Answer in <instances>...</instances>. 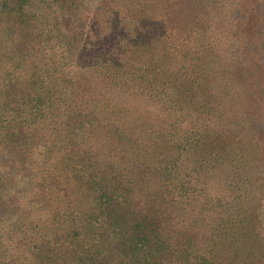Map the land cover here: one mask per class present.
<instances>
[{
  "label": "trees",
  "instance_id": "1",
  "mask_svg": "<svg viewBox=\"0 0 264 264\" xmlns=\"http://www.w3.org/2000/svg\"><path fill=\"white\" fill-rule=\"evenodd\" d=\"M234 1L0 0V264L264 262V12Z\"/></svg>",
  "mask_w": 264,
  "mask_h": 264
},
{
  "label": "rangeland",
  "instance_id": "2",
  "mask_svg": "<svg viewBox=\"0 0 264 264\" xmlns=\"http://www.w3.org/2000/svg\"><path fill=\"white\" fill-rule=\"evenodd\" d=\"M263 1L264 0H235L234 1V3H232V7L234 8V9H236L237 10V12H235L234 13V15L232 16V17H230L229 16V18L231 19L230 21H231V23L232 24H235V25H237L238 24V18H239V20L240 19H244L245 17L243 16V13H245V11L247 10V9H249V10H251V11H254V9L256 8V7H262L263 6V12H264V5H263ZM244 2H246V3H248L245 7H243V3ZM95 3V2H94ZM256 6V7H255ZM90 19L92 18V16H91V14H90ZM264 18V17H263ZM88 20V17L86 18H83V23L84 24H86L85 22ZM92 20H93V18H92ZM263 22H264V19H263ZM240 23V22H239ZM261 31H263L264 32V25L262 26V30ZM262 32V34L264 35V33ZM242 35H244V33H242ZM248 46V45H247ZM247 55H248V53H246V54H244V55H242L241 56V58H244V57H247ZM250 56H251V54L246 58V62H247V59H248V61H250V63L252 64V61L254 60V59H251V60H249V58H250ZM258 59V61H259V63H260V65L259 66H261V68H264V54H262V56H260L259 58H257ZM249 63L247 62V64L246 65H248ZM250 64V65H251ZM252 67V66H251ZM262 79H264V69H263V71H262ZM264 81V80H263ZM264 85V84H263ZM263 92H264V89H263ZM263 112V111H262ZM251 117L253 118V122L252 123H259V121H261V120H263V118L262 117H264V116H261L260 117V115H256L255 114V116H253V115H251ZM263 123L264 122H262L261 123V125H263ZM245 124H246V122H245ZM253 126H255L254 124H253ZM236 127V126H235ZM234 126H232V128H235ZM240 129V128H239ZM260 204H261V206L259 207V218H260V220H261V222L263 223V228H264V194L262 195V199H261V201H260ZM263 234H264V229H263ZM264 261V260H263ZM259 264H264V262H259Z\"/></svg>",
  "mask_w": 264,
  "mask_h": 264
}]
</instances>
